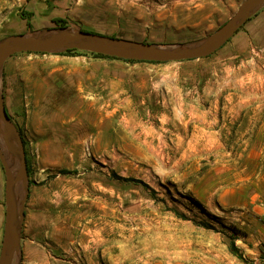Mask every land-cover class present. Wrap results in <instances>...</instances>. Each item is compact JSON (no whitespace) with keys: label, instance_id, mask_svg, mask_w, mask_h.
<instances>
[{"label":"rangeland","instance_id":"374dc122","mask_svg":"<svg viewBox=\"0 0 264 264\" xmlns=\"http://www.w3.org/2000/svg\"><path fill=\"white\" fill-rule=\"evenodd\" d=\"M244 1L0 0V40L67 28L187 44L215 34ZM24 11L38 13L32 28ZM55 17L64 18L65 27ZM66 50L18 53L0 68V95L12 120L0 125V149L9 164L19 161L17 169L11 166L21 235L16 259L33 239L46 254H68L69 246L79 264L87 263L93 246L118 241L144 262L182 252L194 263L198 254L199 264H253L240 246L264 237V201L256 211L224 208L212 189L199 196L198 187L214 160L228 167L250 149L248 142L264 136V3L203 58L149 63ZM117 78L124 79L118 97L107 87ZM213 131L219 132L217 148ZM188 136L209 146L181 157ZM6 187L0 158V253Z\"/></svg>","mask_w":264,"mask_h":264},{"label":"water","instance_id":"95a60500","mask_svg":"<svg viewBox=\"0 0 264 264\" xmlns=\"http://www.w3.org/2000/svg\"><path fill=\"white\" fill-rule=\"evenodd\" d=\"M264 0H245L232 18L215 34L206 39L187 44L156 45L120 39L102 33L67 28L50 29L40 33L12 35L0 40V68L11 56L18 53H48L66 49H82L102 53L126 60L167 63L207 57L222 48L238 28L261 5ZM2 121L11 123V116L0 95V125ZM0 158L6 170L7 215L0 253V264H14L20 251L21 235L18 227L19 207L16 201V184L11 165L0 149ZM25 151L23 161L25 163Z\"/></svg>","mask_w":264,"mask_h":264},{"label":"crops","instance_id":"0c3cea01","mask_svg":"<svg viewBox=\"0 0 264 264\" xmlns=\"http://www.w3.org/2000/svg\"><path fill=\"white\" fill-rule=\"evenodd\" d=\"M55 13V15H61L60 12ZM36 16H38L37 11L34 12L33 21ZM88 63L90 69L92 61ZM99 63L104 65L115 64L113 61ZM88 76L93 77L92 72L88 73ZM113 82L107 86L110 88V91L116 94L117 97L119 94L123 95L124 79L117 78L116 84ZM114 84L116 85L115 87ZM218 133V131H213L212 133V148H217L221 144L220 138H217ZM244 141L248 140L246 139ZM208 143L205 140L203 142L194 141L188 136L181 142L182 151L180 156L191 159L196 155L192 151L193 149L205 148L209 146ZM247 144L250 145V149L245 154L242 152L237 159H231L228 167L222 164L220 159L213 161L212 168L208 169L207 173L201 179L203 184L201 187H198L199 196L208 194L210 189H212L213 196L218 195V200L224 208L234 207L240 209L251 207L256 211V208L260 206V202L264 201V136L250 141ZM198 157L199 161L204 159L202 156ZM209 179L212 180V185L206 184V181ZM23 247L24 252L20 254L19 258L15 259L14 264H79V260L69 254V246L67 248L68 254L60 252L46 254L44 252V245L40 241L33 239H26ZM261 247H264V237L254 244L243 243L240 249L255 264L258 263L257 261L260 258L264 260V249ZM92 249L94 253L86 256V260L83 259V263L87 261L86 264H199L198 254H196V263H194L195 259H190L182 252L174 255L170 259L168 258L167 252H165V255H160L164 256L163 259H156L157 254H155L156 256L154 255L153 260L144 262L134 247H127L125 243L120 241L106 246L101 245L100 249L93 246Z\"/></svg>","mask_w":264,"mask_h":264},{"label":"trees","instance_id":"16d2710c","mask_svg":"<svg viewBox=\"0 0 264 264\" xmlns=\"http://www.w3.org/2000/svg\"><path fill=\"white\" fill-rule=\"evenodd\" d=\"M33 16H34V12H32V11H27V12L24 11V12L22 13V17H23L24 19H26V21H27V26H28L29 28H32V18H33ZM53 21L56 22L57 24H60L61 27H65V25H66V23H67V21H66L64 18H60V17H55V18L53 19ZM85 31H87V30H85ZM64 53H65V55H82L83 51H80V50H78V49H67L66 52H64ZM85 53H86V52H85ZM93 55H94L95 57H97V58L122 59V58H118V57H114V56H109V55H105V54H102V53H95V52L93 53ZM122 60H125V59H122ZM126 61H135V60H126ZM144 62L158 63V62H150V61H144ZM7 112H8V114H9L8 109H7ZM9 115H10V114H9ZM62 172H63V173H68L69 171H68V170H63ZM129 180L136 181L137 183H141V184H143L145 187L150 188V187L148 186V184L144 183V182L141 181V180H134V179H129ZM180 216H184V214H180ZM232 250H233L234 252H236V254L239 253V250H238L235 246L232 248Z\"/></svg>","mask_w":264,"mask_h":264},{"label":"bare ground","instance_id":"6f19581e","mask_svg":"<svg viewBox=\"0 0 264 264\" xmlns=\"http://www.w3.org/2000/svg\"><path fill=\"white\" fill-rule=\"evenodd\" d=\"M2 129H3V127H2ZM3 131V130H2ZM11 161H12V165L14 166V168L15 169H17V167H19V161H18V159L17 158H15L14 157V159H11ZM11 165V164H10ZM11 165V166H12ZM13 168V169H14ZM17 174V173H16ZM21 179H22V177H21ZM23 183V182H22ZM18 184L20 185V182H18ZM18 185V188H17V192L19 193V194H21V187Z\"/></svg>","mask_w":264,"mask_h":264},{"label":"built area","instance_id":"2783aa9c","mask_svg":"<svg viewBox=\"0 0 264 264\" xmlns=\"http://www.w3.org/2000/svg\"><path fill=\"white\" fill-rule=\"evenodd\" d=\"M263 205V212L260 214L261 221L264 224V204ZM255 264H264V260H262L260 263H255Z\"/></svg>","mask_w":264,"mask_h":264}]
</instances>
